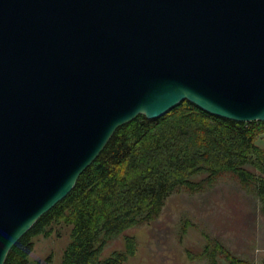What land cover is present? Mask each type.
I'll list each match as a JSON object with an SVG mask.
<instances>
[{"label":"water","instance_id":"95a60500","mask_svg":"<svg viewBox=\"0 0 264 264\" xmlns=\"http://www.w3.org/2000/svg\"><path fill=\"white\" fill-rule=\"evenodd\" d=\"M183 100L264 121V0H0V264L119 126Z\"/></svg>","mask_w":264,"mask_h":264},{"label":"trees","instance_id":"16d2710c","mask_svg":"<svg viewBox=\"0 0 264 264\" xmlns=\"http://www.w3.org/2000/svg\"><path fill=\"white\" fill-rule=\"evenodd\" d=\"M263 134L264 121L223 118L188 100L154 119L139 114L114 131L71 191L12 246L4 264H53L52 255L37 261L30 255L34 237L50 236L56 225L71 227L59 264H125L137 252L136 238L125 236L124 248L103 258L109 242L156 219L173 192H199L225 174L254 193L264 213ZM198 174L205 176L194 180ZM200 258L249 264L209 236Z\"/></svg>","mask_w":264,"mask_h":264},{"label":"rangeland","instance_id":"374dc122","mask_svg":"<svg viewBox=\"0 0 264 264\" xmlns=\"http://www.w3.org/2000/svg\"><path fill=\"white\" fill-rule=\"evenodd\" d=\"M258 141L264 147V134ZM247 168L255 171L251 166ZM204 176L198 174L194 180ZM70 228L56 225L50 236L34 237L31 260L52 255V263L59 264ZM127 235L136 238L137 252L125 264H209L208 258H200L207 236L249 264H264V213L259 199L231 174L199 192H173L156 219L125 230L106 245L102 257L123 249ZM218 261L228 264L222 258Z\"/></svg>","mask_w":264,"mask_h":264}]
</instances>
